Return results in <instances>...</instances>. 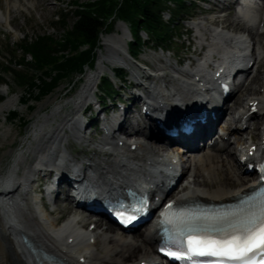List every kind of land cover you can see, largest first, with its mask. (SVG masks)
<instances>
[{"label": "bare ground", "instance_id": "obj_1", "mask_svg": "<svg viewBox=\"0 0 264 264\" xmlns=\"http://www.w3.org/2000/svg\"><path fill=\"white\" fill-rule=\"evenodd\" d=\"M39 1L0 0L2 34L14 35V32L3 29L6 26H11L14 31H20L15 24L10 23L18 15L24 16V11L30 13ZM224 1L208 0L211 7L209 11L202 13L213 15L204 16L203 18L207 19L202 18L186 28V31L193 32L192 39L197 50L205 49L202 57L193 67L187 62L186 65L177 68L166 59H160V65H150L153 68L152 72L139 67L136 68V72H132L128 65L135 64L136 59L127 52V42H125V55L122 52L123 36L127 35L124 27L117 28V34L102 37L104 54L99 57V62L96 64L97 71L86 75L84 86L76 92L73 100L60 104L57 102L51 113L36 115L32 128L28 131L30 133L26 134L27 142L19 141L23 153L18 152L12 158L6 172V168L0 169V264H54V261L65 264H157L152 255L155 232L152 231L151 223L147 224L144 232L134 230L130 236L127 234L125 236L117 233L108 222L102 223V218L93 220V229L82 230L81 225L90 215L74 217V214H71L70 217L59 220L46 210L44 202L55 207V210L70 207L69 195L62 185L65 183L64 179L70 178V173L78 172L83 166L92 170L94 174L84 187L89 186L93 194L98 196L120 195V191L125 188L141 190L151 196L152 192L163 190L162 181L172 170L171 166L179 170L180 176L184 173L189 175L185 183L181 184L180 180L173 191L168 193L166 201L224 203L232 201L254 186V180H249L250 174L243 171L241 164L237 160L235 163L232 162V155L234 156L237 151L238 156L247 160H253L256 156H262L264 159V87H261L263 88L261 93H255L254 90L256 83L259 82L258 78L264 77V69L260 72V68L264 67L262 64L264 62V0H259L258 6L254 3L239 5ZM235 5L239 6L237 12L234 10ZM5 15L7 18H4ZM243 21L245 23L250 21L252 24L245 25ZM128 37L130 40V35ZM249 62L251 64L245 71L244 79L225 98H234V105L229 108L232 110L231 115L225 120L224 114L228 113V107L220 113L217 109L218 122L214 123L210 119L207 122V132L215 131L220 126L219 141L210 148L214 151L205 147L202 138L203 129H199L196 134L189 137L190 145L182 150L167 147L166 143L157 140L151 141L153 143L151 146L143 143V139L147 140L152 135L150 127L153 128V122L148 129L138 127L140 119L127 124L128 116H132V111L135 112L133 108L140 103L137 94L143 95L147 100L144 105L146 109H150V112L162 114V111L167 110L168 113H172L177 110L174 109L173 98H178L184 106L183 104L195 100L200 92L206 94L204 90H214L213 81L216 78L221 76L219 78L224 79L222 77L228 75L231 69L243 71L245 64ZM107 64L124 67L135 87L133 92L121 95L124 103L117 108H113L112 105L107 106L110 110L108 115L103 113L101 103L95 97V80L103 71H109ZM107 75L112 77L110 72ZM250 76L247 86L246 82ZM113 84H116L117 89L119 88L116 81ZM247 90H250V93L243 100L242 96ZM56 98L54 96L50 101L41 104L36 113ZM3 101L0 103V113L6 112L14 104L12 99ZM68 103L71 104L72 109L70 113L63 115L61 110ZM87 107H90L98 122L103 124L107 134L99 139L97 146L90 149V154L85 153L86 162L83 164L71 154L72 152L65 151L64 147L70 137L81 147L90 145L91 131L82 115ZM139 111L137 110L136 114H139ZM261 115L263 116L259 118ZM51 121L55 122L53 127L46 129ZM244 131L250 134L249 140L243 137ZM7 133L8 131L3 135ZM116 133L123 136L124 140L118 138L114 142L113 136ZM229 135L235 136L238 147L229 149L224 154L216 153L231 144L227 138ZM211 138H207L206 141H211ZM257 138L258 143H254ZM25 154L33 155L32 161L31 164L24 166L25 171L20 174L19 165H24ZM71 162L73 168L69 167ZM224 164L226 168L222 172ZM52 166L58 171V182L54 184L51 183V172L45 171L47 167ZM68 169L69 175H67ZM16 172L20 176L16 175ZM220 173L224 176L220 177ZM36 180L48 182L49 193L43 192L41 187L37 186ZM20 186H29L37 190L40 195L33 197L30 191H23L21 197L16 199L14 195ZM27 204L32 205L31 211L26 208ZM11 216L19 222L20 227L11 224Z\"/></svg>", "mask_w": 264, "mask_h": 264}, {"label": "rangeland", "instance_id": "obj_2", "mask_svg": "<svg viewBox=\"0 0 264 264\" xmlns=\"http://www.w3.org/2000/svg\"><path fill=\"white\" fill-rule=\"evenodd\" d=\"M73 1H76V4H85V3L92 2L93 0H58V1L57 0H40L39 3L36 4V6H35L36 8L32 9L30 11V13H27L26 11H24V8H23V11H24L23 15L24 16H22L20 14L21 16L18 15L16 17V19L10 23V24H15L17 29L20 31H17V30L14 31L11 26H6L3 29L6 30L7 32H9V31L14 32V35H12V33L11 34L8 33L7 35H3L2 34L3 32L0 31V80H1L0 82H4V84H0V97H2V99L4 101H6L8 99L14 100V104L11 105L10 108L6 112L0 113V153H1L0 154V158H1L0 169L4 168L6 165H9L12 158L14 156H16L18 154V152L23 153V148H21L19 141L22 142V140H24V142H27L26 141V138H27L26 134L30 133L28 131L32 128L33 122L36 119V115L41 116V115H47V114L51 113V111L55 107V103H57V102L60 104V103H64V102L73 100L76 97L75 96L76 92L81 90L82 87L84 86L86 75H88V74L91 75L97 71L95 69L96 64L99 62V57L102 54H104V48L101 45L102 37H105L107 35L117 34L118 33L117 28H119L120 26H122V27L125 26L120 22H114L113 21L110 24L111 25L110 31L107 30L110 25H108L107 28H105V30H103V34L100 35L99 42L97 44L98 49L96 51H94L96 54L95 60H94L95 61L94 67L93 68L89 67V68H91L90 71H88L89 69L87 70L86 66H85L82 74H79V72H77V73H74L72 76H68L67 78L63 79L59 83V85L52 92H50L48 95H46L40 99H33L32 96H34V95H32V94L29 95L26 105H23V102H20V100L24 98L23 96L27 97L28 94H27L26 88L21 86L20 83H18L17 81H14L12 74H7L6 70H8V72L12 71L14 75H16V73L20 74V75L24 74L25 76L26 75L28 77L33 76L34 78L37 77V75L40 76L39 74H37V75L33 74V70L30 69L29 65H25L26 63L24 65H22V67L21 66L20 67L15 66L14 63L18 62L22 56V53L20 51V45H22L23 41L26 38L31 41V40L35 39L37 36H42V35L51 37L56 42L61 40V35H62L61 28L58 24H53V21L55 20L56 17H58L60 15H66L67 16V22L70 24L72 21V17H73V11L75 9V7L73 5ZM189 1L192 4L189 5L187 13L182 14L179 17L178 23L175 25L174 30H173L172 43L169 45V47L167 49L168 51L162 47L156 48L153 43L149 42L148 48L144 49L142 51V53L136 57L135 64H133V65L129 64L128 65L132 72H134V71L136 72L137 67H139L141 69H145L147 67L149 68L150 67L149 65H151V64L160 65L161 64L160 61L163 59H166L172 65L176 66L177 68L178 67L180 68V67L186 65L187 62H192V61H189V59L195 58V55L199 54L198 52H200V54H199L200 57L203 55L202 53H204L205 49H202L200 51L197 50V47L194 43V40L192 39L193 32L191 30L186 31V28L190 27L193 22L200 21L204 16H206V17L212 16L213 14L207 13L204 15V13H202L203 10L201 7H205L206 5L200 3L199 0H197V1L196 0H189ZM5 16H4V18H7V16L6 17ZM203 19H207V18H203ZM162 20L164 22L167 21L168 20V14L163 13L162 14ZM124 29L127 32V29L125 27H124ZM192 29H193V27H192ZM140 35L143 39H146L144 33H140ZM194 35H195V32H194ZM194 35H193V37H194ZM128 38L129 37H128V32H127V35L123 36L124 40L122 42V49H123L122 52L124 55L126 52L125 51L126 50L125 42H127L129 40ZM258 41L260 42L261 40L259 39ZM126 56H127V54H126ZM26 58H27L26 61L29 62L30 61L29 57H26ZM181 62H183V64H181V66H178L177 63H181ZM262 64L264 65V62H262ZM107 66L109 67V72L111 69L122 67L119 65H110V64H107ZM263 69H264V67L260 68V72ZM4 71H5V73H4ZM163 72L168 73V71H163ZM263 72H264V70H263ZM124 73H125V79H124L125 84L124 85L127 86V90H125L124 88L123 89L120 88L118 90L115 87L116 84H114L115 90L117 91L119 96H121L123 93L127 94V92H133V90L131 88L132 82H131L130 75H127L126 71H124ZM103 74H105V72H103ZM251 76L248 79V81L246 82L247 86H248V83L251 79ZM97 80L98 79L96 78L95 81H97ZM258 80H259V82L256 83L255 88H254L255 93H259V92L261 93V91L263 90V88H261V87H264V77L260 76L258 78ZM124 85H122V86H124ZM119 87H121V84H119ZM249 91L250 90H247L244 93V96H242L243 100L248 95V93H250ZM54 96L57 97L56 100L48 103L45 107L41 108L38 111V113H36L38 107L41 104L45 103L46 101H50L51 99L54 98ZM259 96H261V95H259ZM114 98L111 101H113ZM233 105H234V98L230 99V101H228L226 104V106L228 107V113L224 114L225 120L231 115L232 110L229 108ZM26 106H28V107L26 108ZM71 109H72V106H71V104L68 103L64 108H62L61 113H63V115H67L68 113H70ZM11 111H15L17 116L14 120L8 121L6 119V117H7V114ZM262 116L263 115H261L259 118H261ZM54 123H55L54 121H51L49 123V126L46 127V129L52 128ZM251 123H252V121H251ZM219 127H218V129H219ZM7 131H8V133L6 134L7 136L3 135V133L7 132ZM242 135L244 138L249 140L250 134H248L247 132L244 131V132H242ZM90 136H91V141H90V145L88 147H81V146H75V145H71V147H70V149L73 148L72 154L75 155V157L78 161L86 162L84 159L85 156L87 154H90V152H89L90 149L97 146L99 139L102 138V136L99 135L98 132L94 133L93 131L90 132ZM2 138H3V140H2ZM12 138H13V141L11 142ZM118 138L121 139V136H119V133H116V135L114 136V139H115L114 142ZM229 140L231 141V144L228 145V147L226 149H224V150L222 149L216 153L224 154L227 150L232 149V148L236 149L238 147V146H236L235 136L229 135ZM144 143H146L148 146L149 145L151 146L153 144L151 142H144ZM254 143H258V138L254 140ZM33 145H35V143H33ZM200 152H202V151H200ZM85 153H87V154H85ZM171 153H172V150H171ZM236 153H237V151H235L234 156L232 155V162L234 161L233 163H235V160H236ZM27 155L28 154L23 155V160H24L23 164L24 165H22V166L19 165L21 168L20 174L25 171L24 166L26 167L28 164H31L33 155H30V156L29 155L27 156ZM99 159H100V157L98 158V160ZM33 165H35V164H33ZM224 168H226L225 164L222 168V172H223ZM188 175H189V173H184L181 175V184H183L187 181ZM219 176L223 177L224 174L220 173ZM249 177H250L249 180L254 178V176H252V175H250ZM199 180H201V178H199ZM206 181H205V183L208 186V180H206ZM60 204H61V202H60ZM48 207L51 208L50 205ZM26 208L29 209L28 211H31V209H32L30 206H27ZM71 214L72 215L74 214V217L77 215H79V216L83 215V214L85 215V213H82L81 210L75 209V208L71 207V205H70V207H67V208H63V209L60 208L59 210H57V212H54L52 214V216L54 215L55 217H58V219L60 220V219H65L67 217H70ZM93 219H95V218L89 216V218L86 221H84L83 224L81 225L82 230H86V228L89 229ZM102 223H106V222L105 221L103 222V220H102ZM113 228H114V230H116L117 233H120V234L125 235V236H127V235L130 236V233H123V232L119 231L117 228H115V227H113ZM144 230H145V226L143 228L139 229V231H141V233L144 232Z\"/></svg>", "mask_w": 264, "mask_h": 264}, {"label": "trees", "instance_id": "obj_3", "mask_svg": "<svg viewBox=\"0 0 264 264\" xmlns=\"http://www.w3.org/2000/svg\"><path fill=\"white\" fill-rule=\"evenodd\" d=\"M191 4L189 0H93L85 4L73 1L75 9L71 23L67 22L66 15H60L53 21L61 28V40L56 42L42 35L31 41L26 38L20 45L22 56L14 63L15 66L22 67L26 63L33 74L40 76L14 75L8 70L6 73L12 74L14 81L26 88L28 95L20 100L26 105L29 95L40 99L52 92L63 79L77 72L82 74L85 66L92 67L99 37L111 22L125 24L130 35L126 43L127 52L131 57L138 56L148 48L149 42L156 48L168 49L179 17L187 13ZM163 13L168 14L165 22L162 20ZM110 27L107 30L110 31ZM140 33H144L146 39ZM26 57H29V62ZM112 74L124 83L125 73L120 68L112 69ZM98 92L102 99L117 94L106 77L100 79ZM2 101L0 97V103ZM16 116V112L11 111L6 119L12 121Z\"/></svg>", "mask_w": 264, "mask_h": 264}, {"label": "snow or ice", "instance_id": "obj_4", "mask_svg": "<svg viewBox=\"0 0 264 264\" xmlns=\"http://www.w3.org/2000/svg\"><path fill=\"white\" fill-rule=\"evenodd\" d=\"M230 238L190 239L188 251L196 256L220 257L238 264H254L251 255L259 253V264H264V208L259 221L250 218L245 224L234 226ZM165 255L170 253L165 252ZM176 259H190V256H175Z\"/></svg>", "mask_w": 264, "mask_h": 264}]
</instances>
